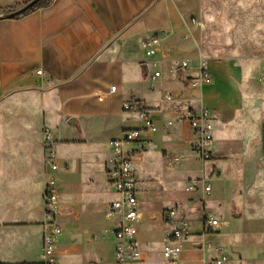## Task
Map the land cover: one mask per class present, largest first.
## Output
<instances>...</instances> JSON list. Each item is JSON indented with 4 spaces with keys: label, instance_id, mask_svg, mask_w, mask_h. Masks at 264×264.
<instances>
[{
    "label": "crops",
    "instance_id": "1",
    "mask_svg": "<svg viewBox=\"0 0 264 264\" xmlns=\"http://www.w3.org/2000/svg\"><path fill=\"white\" fill-rule=\"evenodd\" d=\"M30 1L0 0V264L40 262L44 194L52 177L60 205L57 222L63 230L57 263H70L63 262V257L73 262L80 257L84 260L92 252L99 259L103 253L97 239L100 228L111 230L114 225L105 217V210L117 197L108 182L110 143L121 138L124 130L141 129V137L149 139L150 146L172 151L168 159L185 154L186 160L177 167L180 174L195 163L201 176L211 175L215 165L219 168L217 152L222 156L237 146L245 155L259 145L264 122L261 100L248 98L259 89L258 79L247 85L243 68L212 60L208 64L214 80L209 85L193 88L180 72L177 74L179 62L188 60L194 67L186 75L195 76L198 59L188 50L183 38L185 17L173 0H54L11 17ZM159 4L163 16L157 11ZM153 34L162 38L170 60L161 59L160 54L146 56L143 40ZM153 61L160 62L162 72L154 84L150 80ZM112 86L117 87L115 92H111ZM167 93L175 102L165 101ZM132 97L149 111L158 127L155 133H147L135 114L124 111L123 103ZM188 107L208 108L216 115L211 162L202 163L189 149L193 133L184 117ZM166 120L174 122L169 133L164 129ZM129 122L134 124L127 126ZM46 129L56 142V171L44 158ZM141 137L126 147L136 152L142 215L139 193L142 184H148L143 171L165 169L168 159L158 151H142ZM82 163L88 174L76 182L73 176L80 174ZM72 185L81 189L80 198L85 192L88 206L103 194L113 196L103 208L101 221L92 226L86 222L87 211L78 209L69 195ZM192 198L189 205L196 207L199 193L194 192ZM165 224L167 233L171 225ZM140 230L138 239L145 253L142 264H152L144 250L148 241ZM109 234L114 264L115 239ZM11 249L17 254L12 256Z\"/></svg>",
    "mask_w": 264,
    "mask_h": 264
},
{
    "label": "rangeland",
    "instance_id": "2",
    "mask_svg": "<svg viewBox=\"0 0 264 264\" xmlns=\"http://www.w3.org/2000/svg\"><path fill=\"white\" fill-rule=\"evenodd\" d=\"M173 1L185 17L183 38L188 44L187 47L193 59L222 61L243 68L247 85H251L258 79L259 89L255 90L254 94H248V98L261 100L260 107L264 116V81L260 79L261 73L264 72V0ZM161 8L162 5L159 4L157 11L163 16ZM132 124L134 122L126 125L131 127ZM261 126L263 129V123ZM141 139L145 140L146 137L142 136ZM150 150L162 153L163 158L167 157V159L172 155V151L158 149L153 144L145 151ZM216 157H218L216 161L219 168L215 165L214 172L210 176L212 193L207 198V207L204 210L199 207H190L194 193L185 191V181L188 178H199L202 175L197 164L191 163V167L182 174L178 171V166L175 168L166 166L165 169L153 167L149 173L143 171L148 184L145 186L142 184L139 193L142 222L138 224V229H141V235L145 233L144 238L148 242L144 250L147 251L152 264H170L161 255L165 237L170 231L166 233L167 227L162 220V214L165 210L172 208H177L190 221L192 231L191 235L183 241L177 264H206L208 259L206 244L210 235L202 230L201 219L204 214L213 215L221 222L220 232L214 235L213 239L230 255V260L226 264H264L262 135L259 145L252 146L248 154H242L240 148L236 146L234 151L222 156L217 152ZM85 168L86 165L82 163L80 174L73 176L76 182L84 180L87 176ZM139 173L142 172L139 171ZM57 177L60 179L63 176L59 173ZM58 186L62 187L60 181H57ZM80 193L81 189L78 186L72 185L69 189V195L72 200L75 199L78 209L87 211L84 217L92 226L96 220L103 219V208L113 196L103 194L95 198L88 206V202L85 201V192L81 194L82 198L79 197ZM108 231L100 228L97 239L101 243L99 250L103 253L99 259L92 252V255L84 257V260L80 257L73 262L68 257H63L62 261H69V264H112V247ZM62 244L65 245L61 243V246ZM17 252L16 249H11L12 256Z\"/></svg>",
    "mask_w": 264,
    "mask_h": 264
},
{
    "label": "built area",
    "instance_id": "3",
    "mask_svg": "<svg viewBox=\"0 0 264 264\" xmlns=\"http://www.w3.org/2000/svg\"><path fill=\"white\" fill-rule=\"evenodd\" d=\"M187 26V24H186ZM162 38L158 34H153L143 40L142 48L149 58H155L160 54L161 59L170 60L171 53L162 48ZM192 62L181 60L176 69L177 74L181 69L184 70V79L189 81L193 88L209 85L213 82L214 76L209 68L208 59L200 58L194 71L195 76H187V72L193 69ZM152 71L150 80L152 84L162 77L160 62H151ZM39 75H44L43 70H38ZM180 76V75H179ZM260 79L264 81V72ZM116 86L111 87V92H115ZM167 102H175L171 93L164 97ZM125 112L135 114L143 122L144 130L153 134L158 127L150 116L149 111L143 103L132 97L123 103ZM188 121L193 133V139L189 143L190 151L202 162L208 163L213 159L214 142V122L215 113L208 108H187L184 115ZM173 120H166L164 129L167 131L173 126ZM141 137V129L124 130L121 138L111 141L112 157L110 159V168L108 169V182L114 189L117 197L112 200L105 210V217L113 222V227L109 232L115 239V262L114 264H142L145 261V253L138 239V224L141 222L142 215L139 210L138 201V178L135 164L136 152L129 150L128 144L137 142ZM55 141L49 129L44 132V158L50 164L53 171L57 170L55 153L53 146ZM151 141L145 139L141 141V150L145 151L150 146ZM186 159L183 153L175 154L166 162L169 168H175ZM214 172V171H213ZM212 172V173H213ZM211 175H203L199 178H191L186 182V192H198L199 199L196 201V207L204 210L207 207V198L212 193ZM56 179L50 178L46 184L45 201V222L43 228L42 254L41 260L37 264H58L57 250L60 242V236L63 233L61 226L57 222V216L60 205L57 201ZM163 220L171 225V230L164 240L163 257L170 264H177L183 248V241L191 235L190 221L177 209H167L162 214ZM202 230L210 235L207 242L208 259L206 264H226L230 260V255L223 247L215 243L213 236L220 232L221 222L210 214H204L202 217Z\"/></svg>",
    "mask_w": 264,
    "mask_h": 264
},
{
    "label": "trees",
    "instance_id": "4",
    "mask_svg": "<svg viewBox=\"0 0 264 264\" xmlns=\"http://www.w3.org/2000/svg\"><path fill=\"white\" fill-rule=\"evenodd\" d=\"M53 1H54V0H39V1H38L37 3H35L32 7L23 10V11H22L21 13H19V14L14 13V14H12L11 17H13V16H14V17H15V16L17 17V16H19V15L28 14V13H30V12L36 10V9H39V8H41V7H44V6H48V5H50Z\"/></svg>",
    "mask_w": 264,
    "mask_h": 264
},
{
    "label": "water",
    "instance_id": "5",
    "mask_svg": "<svg viewBox=\"0 0 264 264\" xmlns=\"http://www.w3.org/2000/svg\"><path fill=\"white\" fill-rule=\"evenodd\" d=\"M39 0H31L24 8H22L21 10H18L17 12H16V14H19V13H21L23 10H25V9H28V8H30V7H32L35 3H37ZM144 68L146 69V66L144 65ZM180 74H181V76H183L184 77V70L183 69H181L180 71ZM262 142H263V152H264V122H263V129H262Z\"/></svg>",
    "mask_w": 264,
    "mask_h": 264
}]
</instances>
